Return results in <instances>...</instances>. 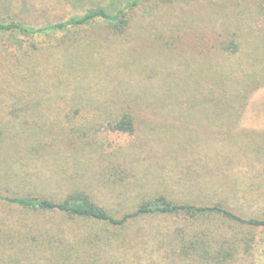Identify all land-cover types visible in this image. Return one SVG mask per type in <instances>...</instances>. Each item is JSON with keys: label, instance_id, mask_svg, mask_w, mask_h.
Segmentation results:
<instances>
[{"label": "trees", "instance_id": "16d2710c", "mask_svg": "<svg viewBox=\"0 0 264 264\" xmlns=\"http://www.w3.org/2000/svg\"><path fill=\"white\" fill-rule=\"evenodd\" d=\"M150 1L167 4L174 0H109V3L77 9L68 16H61V11L72 0H0V10L6 8L5 13H0V200L15 204L27 213L58 212L82 227L69 238L39 230L35 227L36 218L33 222L27 218L22 221L23 231L19 232L18 242L11 248V251L19 250L24 258L38 256L53 264H109L108 258L100 257L106 254V246H112L114 233H107L103 227L108 224L120 227L130 218L145 215L178 219L217 215L227 222L222 233L213 232L211 238L206 237L210 228L198 231L193 226L179 227L175 245L180 251L179 260L190 255L193 264H230L241 251L246 256L252 254L255 235L251 229H264V215L241 217L233 208H228L227 202L232 198L264 195V182L231 175L233 167L240 165V158L226 154L216 158L210 180L195 171L187 159L178 164L184 168L178 175L190 176L192 188L213 187L211 194L220 198L213 204L197 205L192 197L173 198L165 190L149 189L140 179L136 183L142 189V199L132 210L136 202L132 197L129 200L125 187L116 191L107 189L111 188V179L121 174L119 171L122 181L130 176L121 160L124 151L121 147L112 151L107 136L133 133L139 119L126 108L116 107L119 96L130 93L136 100H145L148 106L155 103L151 94L155 92L165 100L162 103L180 104L184 110H193L196 103L202 102L224 108L242 104L254 89L264 84V35L249 26L247 29H252L249 40L237 22L235 30L226 28V36L200 55L206 63L177 59L180 72L167 70L161 75H146L143 80L125 79L124 75L117 79V75L110 76L106 69L101 76L90 78L103 65L105 54L96 55L97 50L110 46L111 51L116 47L113 44L126 43L136 33L134 29L143 23L139 8ZM255 16L264 18L263 1L255 8ZM17 35L24 38L19 40ZM42 36L53 39V43L41 47L34 39ZM121 47L123 53L125 46ZM221 56L223 65L217 62ZM213 57L216 61L209 60ZM234 57L237 60H232ZM105 74L117 79L113 84L120 87V94L115 98L109 94L110 82ZM131 85L139 88L129 91ZM162 85V89H167L160 91L157 86ZM225 110L210 111V121L202 124L206 125L204 130H211L212 143L225 142L233 129L228 123L235 111ZM156 120L166 122L157 117ZM52 128L65 142L64 147H55V139L49 134ZM165 134L166 138L155 139L158 144L162 143V148L152 145L153 138H149V146L174 158L176 155L171 152L182 149L184 141L177 130L170 129ZM58 153L64 160L59 168L68 169L72 182L66 192L51 193L40 186L42 170L36 168L55 167ZM175 182L181 183V179ZM105 185L107 193L103 190ZM121 185L125 186V182ZM229 190L230 193H225ZM28 217L33 218V214ZM97 223H102V228L85 231L86 226L90 228V224ZM228 229L232 231L229 236ZM9 241L11 247L12 239Z\"/></svg>", "mask_w": 264, "mask_h": 264}, {"label": "rangeland", "instance_id": "374dc122", "mask_svg": "<svg viewBox=\"0 0 264 264\" xmlns=\"http://www.w3.org/2000/svg\"><path fill=\"white\" fill-rule=\"evenodd\" d=\"M108 1L72 0V4L61 11V16H68L75 10L78 11L98 3H109ZM261 1L264 2V0H174L167 4L155 1L147 2L138 10V13L143 17V23L134 29L136 33L129 38L128 43L121 45L125 46L123 53L122 47L116 43L113 44L116 47H112L111 51L108 50L110 46L98 49L96 55L105 54L103 65L94 75H90V78L101 76L102 71L106 69L110 76L117 75V79L120 78V75H124L125 79L142 78L143 80L146 75H161L167 73V70L177 69L180 72L178 67L181 66L177 59L190 58L194 64L206 63L202 57L203 52L211 50L217 40L226 36V28L235 30L236 22L240 24L242 34L247 38L248 33L252 32L254 28L256 33L260 31L261 35H264V18L255 16V8ZM0 11V13H5L6 8ZM249 15L253 18L247 19L246 17ZM249 26L253 28L248 30ZM16 38L21 40L24 36L17 35ZM12 39L16 41L13 36ZM34 40L41 47L54 41L46 36ZM236 57L232 60H237ZM222 58L223 56L217 61L219 65L224 64L220 62H225L221 60ZM210 59L216 61L215 57ZM166 67L170 69H166ZM141 75L142 77H139ZM110 76L105 74L106 79L108 78L110 82L111 91L109 94L115 98L120 94V87L113 84L117 79H112ZM157 87L160 91L167 89V87L162 89L163 85ZM138 88L131 85L128 90L134 92V89ZM151 94L155 97V99L153 98L155 103L148 106H146L145 100H136L130 93L116 99L117 108L124 107L135 116L137 115L139 119L137 118L133 133H114L107 136V139L109 138L111 141L110 149L112 151L119 147L124 151L125 155L121 160L125 163L123 168H127L126 173L130 176L122 181V172L119 171L118 173L121 174H117L111 179V188L103 186L104 193L107 189L116 191L125 187L129 191V200L132 197L136 202L132 208L134 210L138 200L142 199V189L136 183L141 179L140 183L146 182L149 189L165 190L171 193L173 198L180 197L185 200L192 197L191 199L197 205L213 204L220 201L215 193L211 194L213 187L192 188L189 186L190 176L183 173V176L178 175L179 171L184 169L178 164L187 159V163L191 162L195 171L207 176L210 180V177L212 179L214 176L212 170L215 168L216 158L224 154L241 159L240 165L233 167L234 174L231 175L242 180L251 177L264 182V84L254 89L242 104L224 108L210 106L201 101L202 103H196V106H193V110H184V106L180 104L166 105L162 103L165 100L160 98L157 93L152 92ZM229 108L235 111L228 123L231 125L230 127H233L227 135L229 139L221 143L224 146L212 143V136H209L211 130L205 129V131L203 126L206 125L202 126V124L210 121V117H208L210 111H226L225 109ZM156 117L166 120V122H159ZM185 118L188 120H184ZM140 119L143 123L140 122ZM147 122L149 126L148 124L146 126ZM170 129L177 130L180 133V138L184 141L182 149L171 152V155H176L174 158L161 152L158 148H162V143L158 144V141L155 140L166 138L165 133ZM56 132L57 130L54 131L53 128L49 132L50 137L55 139V147H64L65 142L59 134H55ZM223 137L226 136L223 135ZM149 138H153L152 145L154 144L158 148H150ZM164 144L167 145L166 142ZM57 157L58 164L55 167L38 166L36 168L42 170L40 186L51 193L66 192V187L72 182V179H69L71 174L68 169L62 171L59 168L64 162L62 156L58 153ZM223 174L225 173L220 175ZM145 178L148 180L146 181ZM178 178L181 179L182 184L175 182ZM201 180L199 178V181ZM122 182H125V186L121 185ZM230 192L229 190L225 193ZM187 193L193 195H186ZM105 203L107 204V202ZM227 205H229L228 208H233L238 215L244 218H258L264 215V195L249 199L232 198V201L227 202ZM31 213L33 218L28 217ZM31 213L25 212L15 204L0 200V244L4 240V244L0 245V264H53L51 260L46 262L38 256L35 259L24 258L19 250L11 251V248L15 247V243L19 240V232L23 231L22 221L27 218L31 222L36 218L35 227L39 230L67 235L69 238L79 229L82 230V227L75 221L67 219L58 212L35 211ZM226 223L217 215L201 216L196 219H178L168 215H145L130 218L120 227L108 224L103 228L107 229L109 234L114 233L112 234V246H106V254L100 258L102 260L108 258L109 264H193V256L190 255L179 260L180 251L175 246L179 227L193 226L198 231L210 228V233L206 237L211 238L213 232L215 235H220L221 229L227 227ZM100 225L103 226L102 223L90 224V228L86 226L85 231L99 230L102 228ZM241 228L244 227L241 226ZM25 230L27 231V228ZM236 230L243 231L242 229ZM251 230L255 235V245H253L251 256H246L241 251L235 261L230 264H264V229ZM229 231H227L228 236L232 234V231ZM10 239H12L11 247L9 246Z\"/></svg>", "mask_w": 264, "mask_h": 264}]
</instances>
